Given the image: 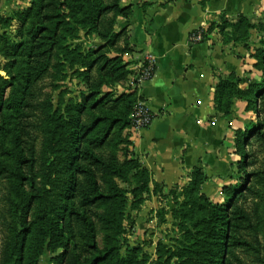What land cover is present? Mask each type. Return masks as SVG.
<instances>
[{"label": "trees", "instance_id": "16d2710c", "mask_svg": "<svg viewBox=\"0 0 264 264\" xmlns=\"http://www.w3.org/2000/svg\"><path fill=\"white\" fill-rule=\"evenodd\" d=\"M135 1L131 0L125 6L123 0H32L29 7L16 13L15 19H8L17 18L24 30L28 23L30 27L27 34L23 32L21 42L12 44L13 54L18 53L17 56L27 59V70L22 90L11 102L20 148L19 171L12 172L0 160V178L16 174L19 181L16 189L18 199L11 201L15 223L8 227L3 240L0 236V264L41 263L42 246L38 243L30 247L26 262L22 261L21 252L23 241L31 232L29 212L46 201L53 173L49 163L43 170L37 168L40 139L47 147L48 159L62 158L61 162L72 180L68 191L70 205L66 210L68 219H63V224L53 230L66 234L77 228L82 245L73 249L69 242L66 243L62 264H136L135 257L124 258L121 254L125 232L121 222L122 206L126 204L129 192L120 183L131 185L130 176L134 172L145 176L151 173L139 160L122 163L118 159L121 144L127 142L123 132L131 125L137 93L126 92L133 72L125 61L130 47L127 42L124 47L120 46L123 32L117 31L120 18L133 16ZM241 19V26L246 24L245 27L249 28L248 18L241 16ZM237 29L241 30L240 26ZM80 32L85 33L89 40L99 42L87 50L83 43L73 45L72 41L82 40ZM244 32L247 36L248 33ZM246 36L233 42L243 43L249 48ZM0 41L6 44L10 38L4 33L0 35ZM207 41L208 36L204 34L203 42ZM62 58L73 69L78 67L75 73L81 78L83 88L65 108L59 102L55 109L53 101H41V82L53 69L63 66L62 63L55 65V60L62 62ZM235 79L234 74L220 78L215 108L217 113L222 112L224 117H228L232 114L235 96L248 98L251 102L250 95L259 94L258 113L262 121L245 134L254 138L253 150L246 156L248 165L254 168L258 164L257 157L264 155V80L263 83H255V90L251 87L243 92L238 88L241 81L236 82ZM1 93L3 87L0 85ZM9 131L0 125V135ZM193 180V190L200 194L206 182L201 169H196ZM246 182L231 189L232 203L226 206L227 209L212 206V212L195 224L197 232L191 235L194 242L186 248L194 258L179 264H247L241 252L243 255L248 252L241 249L252 248L254 242L259 244L258 215L256 212L248 213L244 204L257 196L255 186L256 183H264V173L253 169L247 174ZM19 189H25L26 194L23 195ZM102 208L104 212L100 211ZM3 219L8 220L6 217ZM97 224L108 231L104 247L98 243ZM206 245L212 249L208 251ZM207 255H210V260H207ZM253 258L256 264H264V256Z\"/></svg>", "mask_w": 264, "mask_h": 264}, {"label": "rangeland", "instance_id": "374dc122", "mask_svg": "<svg viewBox=\"0 0 264 264\" xmlns=\"http://www.w3.org/2000/svg\"><path fill=\"white\" fill-rule=\"evenodd\" d=\"M31 1L13 0L14 5H17L18 2L22 3L20 8H0V35L5 33L10 38L6 44L0 41V75L2 77L0 85L3 87V93L0 94V125L5 127L6 131L10 130L8 133L0 135V160L12 172L19 171L20 148L11 102L13 98H16L17 92L22 90L27 70V59L20 55L17 56L18 53L14 55L12 44L21 42L23 32L27 34L30 24L28 23L24 30L17 18L10 21L8 19H15L16 13L29 7ZM3 3L7 7L6 2ZM241 16L248 18L249 28L245 27L246 24L244 27L241 26ZM246 23L248 22L246 21ZM214 24L215 32L221 36L222 43L242 51V55L237 54L236 57L241 61L243 71H240V75L236 72L232 73L235 75L236 82L241 81L238 86L239 90L247 92L251 87L255 90V83H263L264 80V44H262L264 41V14L240 15L230 18L217 15ZM237 26H240L241 30H238ZM244 30L248 33L247 36ZM244 36L247 37L249 48L243 43L233 42ZM79 38L82 40L72 41L73 45L83 43L87 50L96 44V40H89L83 32L79 33ZM85 49L84 51H86ZM12 61L16 62L12 63ZM60 63L63 66H58ZM55 65L58 67L53 69L41 82L43 88L41 101H53L55 109L61 102L65 108L71 98L78 96L83 84L81 78L75 73L78 70L77 66L73 69L63 58L62 62L56 59ZM137 77L138 71H133L126 86V92L137 93L136 103L142 99L139 94L140 88L136 87ZM227 77H219L218 83L220 78ZM117 89L121 92L124 91L120 87ZM251 95V102L248 98L235 96L230 116L224 117L222 112L217 113L219 118L225 121L223 128L227 137L225 136L218 143L216 165L211 167L210 173L201 163L194 169L184 185L172 188L155 183L149 170L151 173L149 176L139 173L136 175L137 172H134L130 176L131 185L120 183V186L129 192L126 204L122 206L124 208H120L123 210L121 222L125 230L122 257H135L136 264H179L182 261L193 259L194 256L186 252V248L191 247L194 242L191 235L197 232L195 224L212 212V206L227 209L226 206L232 203L229 192L231 189L246 184L247 174L253 169L264 173V155L257 157L258 164L254 168L248 165L249 160L246 159V156L250 155L253 150L251 144L254 138L253 136L247 137L245 134L255 124L262 121L258 113L260 96L258 93ZM142 132L133 130L131 126L123 132V137L127 142L120 146L118 153L120 162L139 160L135 156L133 148L135 140ZM37 152L39 156L38 170H43L49 163L52 165L53 173L48 184L49 195L46 197V201L42 205H36L29 212L31 232L23 241L22 261H27L30 247L38 243L42 246L40 264H62L61 257L66 243L69 242L73 249L82 245L77 228L66 234L58 233L60 230H53L63 224V219L64 221L68 219L66 210L70 205L68 204V191L72 180L61 162L62 158H54V161L48 159L47 147L43 144L42 139L38 141ZM196 169H201L206 177L200 194L196 193L192 187L193 174ZM134 175L137 176V180ZM18 185L16 174L0 178V217H2L0 218V236L2 240L7 234L8 227L15 223L12 219L15 213L11 201L18 199L16 193ZM255 188L258 191L257 196L250 198L244 207L248 213L256 212L258 215L256 222L259 244L254 242L252 248L241 249L248 252L247 255H243L244 252H241V257L247 264H256L253 262V257L264 256V183H256ZM20 191L23 195L26 194L25 189ZM103 209L100 211L104 212ZM5 217L8 220L4 221ZM97 228L98 243L104 247L108 231L100 224H97ZM206 246L208 251L212 249V246ZM257 250L260 251V254L257 253ZM206 258L207 260L211 259L210 255H207ZM204 263L208 264V262Z\"/></svg>", "mask_w": 264, "mask_h": 264}, {"label": "crops", "instance_id": "0c3cea01", "mask_svg": "<svg viewBox=\"0 0 264 264\" xmlns=\"http://www.w3.org/2000/svg\"><path fill=\"white\" fill-rule=\"evenodd\" d=\"M12 1L0 0V8L22 5ZM260 14L264 0H136L133 16L119 19L120 46L130 47L129 69L139 70L147 54L157 62L155 77L139 92L155 119L133 148L155 183L184 185L201 163L209 173L216 165L218 143L227 137L215 108L216 87L219 77L243 69L236 57L242 51L222 43L215 18ZM199 30L208 41L192 43L191 34Z\"/></svg>", "mask_w": 264, "mask_h": 264}, {"label": "built area", "instance_id": "2783aa9c", "mask_svg": "<svg viewBox=\"0 0 264 264\" xmlns=\"http://www.w3.org/2000/svg\"><path fill=\"white\" fill-rule=\"evenodd\" d=\"M205 32L199 30L192 33L190 40L192 43H202ZM157 62L152 54H147L143 64L138 71L136 78V87L141 88L144 84L153 80L156 74ZM155 114L149 108V105L143 99L138 100L131 115V128L135 131L147 130L153 124Z\"/></svg>", "mask_w": 264, "mask_h": 264}]
</instances>
